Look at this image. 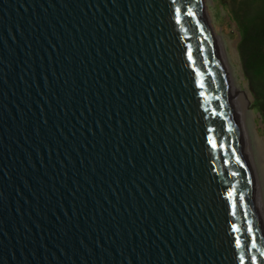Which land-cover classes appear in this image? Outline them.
I'll return each instance as SVG.
<instances>
[{"label":"water","instance_id":"water-1","mask_svg":"<svg viewBox=\"0 0 264 264\" xmlns=\"http://www.w3.org/2000/svg\"><path fill=\"white\" fill-rule=\"evenodd\" d=\"M212 32L202 0H0V264H264Z\"/></svg>","mask_w":264,"mask_h":264},{"label":"rangeland","instance_id":"rangeland-1","mask_svg":"<svg viewBox=\"0 0 264 264\" xmlns=\"http://www.w3.org/2000/svg\"><path fill=\"white\" fill-rule=\"evenodd\" d=\"M239 2L240 0H204L203 6L211 21L214 34L216 36H220L223 40L225 53L228 57V63L234 71V75L236 76L238 85L243 90H247L250 94V129L252 137L254 136L253 139L254 141H256V145L254 148L256 154L255 159L258 163V171L260 170L256 173L251 167V173L253 172V180L255 178L254 176L258 175V178L262 181V195L260 196V198L257 193V185L255 180L254 183L256 187V194L259 198L258 200H260V206L264 219V121L262 118V113L254 105V98L250 91V85L244 76L241 60L237 51V45L240 40V33L236 22L233 20L232 10L236 8V6H238ZM253 5L254 7L256 6L255 9H258L257 11H259V7L261 6L259 4Z\"/></svg>","mask_w":264,"mask_h":264},{"label":"trees","instance_id":"trees-1","mask_svg":"<svg viewBox=\"0 0 264 264\" xmlns=\"http://www.w3.org/2000/svg\"><path fill=\"white\" fill-rule=\"evenodd\" d=\"M253 4L261 6L259 11ZM232 16L240 33L237 51L242 70L264 121V0H240Z\"/></svg>","mask_w":264,"mask_h":264},{"label":"bare ground","instance_id":"bare-ground-1","mask_svg":"<svg viewBox=\"0 0 264 264\" xmlns=\"http://www.w3.org/2000/svg\"><path fill=\"white\" fill-rule=\"evenodd\" d=\"M203 1H202V3H203ZM214 36H215V39L219 43V51L222 54V56L225 60V63H226L225 70L228 74V78H229V81L231 84L232 99L235 101V104H236L238 125H239L240 131H241L244 146L246 147V152L249 156V161H250V165H251L250 167H252L254 169L253 171H255L257 173L260 170L258 171V163H257V160L255 159L256 154H255L254 148L256 145L255 144L256 141H254V139H253L254 136L252 137L251 129H250V119H249V115L251 114L250 113V105H251L250 94L247 90H243L238 85L236 76L234 75V71H233L232 67L230 66V64L228 63V57L225 53L222 38L220 36H216L215 34H214ZM244 138H245L246 144H245ZM250 157H251V159H250ZM252 173H251V175H252V181H253L254 189L256 192V187H255V183H254V180H255L256 185H257V193H258L259 198H260V196L262 195V181H261V179L258 178V175L254 176L255 178L253 180V174ZM256 196H257V194H256ZM259 202H260V200H259Z\"/></svg>","mask_w":264,"mask_h":264},{"label":"snow or ice","instance_id":"snow-or-ice-1","mask_svg":"<svg viewBox=\"0 0 264 264\" xmlns=\"http://www.w3.org/2000/svg\"><path fill=\"white\" fill-rule=\"evenodd\" d=\"M213 147H215V145H213ZM237 163H239V159L237 158ZM241 166H243V165H241ZM236 173H233V175H235ZM251 181H249V183H250ZM232 195H233V193L232 192H229L228 193V196L229 197H232ZM241 200L243 199V195L241 194ZM233 208H235V205H233ZM233 215H235V212L233 211V213H232ZM232 227H233V230H238V229H236V225L235 224H233L232 225ZM252 231V228H251V226L249 225V227H248V232H251ZM236 247L237 248H240L241 247V242H240V240L239 239H237L236 240ZM252 247L253 248H255L256 247V245H255V243L253 242V244H252ZM262 255H264V254H262ZM240 264H244V257L241 255L240 256ZM252 259V264H256V257H252L251 258Z\"/></svg>","mask_w":264,"mask_h":264}]
</instances>
